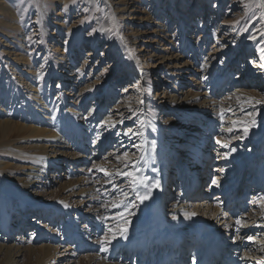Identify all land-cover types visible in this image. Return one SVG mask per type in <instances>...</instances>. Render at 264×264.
I'll list each match as a JSON object with an SVG mask.
<instances>
[{
  "label": "bare ground",
  "instance_id": "obj_1",
  "mask_svg": "<svg viewBox=\"0 0 264 264\" xmlns=\"http://www.w3.org/2000/svg\"><path fill=\"white\" fill-rule=\"evenodd\" d=\"M36 1L37 0H6L5 3L0 0V15L3 13H9L13 16L16 12L19 14L23 13L27 27H30L28 15L35 9L34 2ZM53 1L54 2H51L49 6L53 8L54 11H56V7H62V14L65 15H69L71 11L75 10L78 4L81 5V9L77 10L76 13L83 11L82 7L87 5V3L90 4L89 0H81L79 3L75 0H57V3L56 0ZM100 2H102L105 6L108 4L107 0H99L98 3ZM259 2L260 0H223V2L219 4L217 1L214 2V4H216V9L218 8L219 11L220 9L222 11V9H224L229 3L231 9L229 16L232 15L233 21H241L243 17L240 13L241 10H252ZM14 4H17L18 7L15 8ZM195 12H199V10L194 9L193 14ZM227 12L229 11L227 10L226 13ZM191 14L192 12L188 10L186 15L190 18ZM256 14H258V12ZM110 17L111 26L114 28L115 19L111 13ZM214 18L215 15L213 16V19ZM161 19L162 17L157 18V20ZM105 20L106 18L101 10L97 17H93L91 22L99 21L104 23ZM204 20L205 18L203 13L200 20H197L196 27L202 31L200 39L204 38V41L206 40L207 42V40L209 41L210 38H214L215 36L209 34L208 37L206 31L203 30ZM171 21V17L167 18L165 24L163 23L164 19L163 21H160V23L164 24V27L159 26L161 27L160 34L163 37L168 34L165 31L168 29V25ZM36 24L39 25V21H37ZM10 25L13 27L18 24L11 23ZM178 26H181L180 28L183 27L181 23ZM180 28L178 29V33ZM184 29H186V26ZM191 29L192 26H189L185 31L186 34L187 31H190ZM1 30L6 35V38L12 42V49L10 50V53L13 55L17 65L24 66L26 69V75H20L19 78L16 79V82L12 79L10 74L5 75L4 73H1L3 64L0 63V96L3 98V101L0 102V145H6L15 140L21 139L20 132L25 126L19 124L16 119H19L22 122L33 123L34 126L29 127L30 135L37 141L38 147L40 148H36L34 155L25 158L30 160L32 166H39L41 168L38 170L34 169L31 173L22 175L25 176L22 178L15 177L13 179L5 180V178L0 174V234H5L3 235L4 238H2V241L5 242L6 239H8L7 241H10V234L12 233L10 228H13L15 231H18V228H20V232L24 231L26 222H33L30 217H32V214L34 213L35 215L38 213L37 216H41V219L47 214L46 217L49 218V221L58 217L59 213H62V215L66 213L63 204H46V199L34 197L30 194L35 190L37 196H44L43 194H39L38 190L40 191L42 189L44 181L48 182L47 180L49 175H46V173L48 174L50 166H55L59 170L60 167L62 168L63 164V167L66 165L68 168L81 159L82 156L75 154L70 159L68 157L65 158L64 160L66 162L62 163L61 158L58 157L62 149L61 146L65 147L66 145L73 144L75 147L77 146L78 149L79 146L84 149L88 138L91 141L93 136L94 138L92 141L96 149H93L90 152L94 157L98 154L100 158L103 148L102 144H104V142L102 143L103 137H100V135L96 136L99 132L96 131L94 126H96L95 122L99 121V115L98 113L94 114L93 112L95 111L96 106H99L100 102L106 96H108V98L104 102L106 104L111 103L113 97L115 98L119 86H105L98 92L91 89H95L97 86V84L94 85V83L91 82V79H93V74L97 73L99 70L98 65H100L99 61L92 67L90 66L92 64L88 63V58L94 57L98 50L99 42L96 39L90 42L88 47L90 49L86 53L88 57L84 62L86 66L88 65L91 67L90 70L87 73H85L87 71V67L85 70L83 68L76 70L79 66H77V59L74 58L76 52L72 48L80 43V40H82L83 37L78 34L76 35L77 38L71 37L74 35V31L76 30L75 28L68 29L69 34L67 36L69 38H67L65 44H63L61 48H57L59 55L55 61H52L49 58L44 59L42 56L36 58L34 52L36 46L39 44V39L36 38L37 34L31 33L27 39L23 38L20 42L16 39L23 33L22 27L15 30L14 27L12 29H8L4 26ZM55 31V35H62L64 34L65 29H55L54 32ZM181 34L184 33L181 31L180 35ZM212 40L214 42L212 51L214 50L215 56L213 59L217 60L220 59V53L227 47V43L222 42V40L217 38ZM245 41L247 43L250 42V46H245V44L239 49L232 50L231 54H226V52L222 54L225 59L227 58L230 60V64L240 54L239 61L232 66L229 72L227 70V73L222 76V78H207V76L210 75L209 69L211 64H204L206 66L202 71L204 74L203 78H201L202 82L196 85V87H194L193 83L190 85V87L196 88L195 92L193 93L194 89L192 90V95H189V93L186 92L185 95L187 96L182 99V102L177 106L176 113L172 115L179 116V118L186 117L185 119L194 116L193 113L198 110V107L202 106L199 102L200 96L203 95V86L207 85V87L204 88L207 89V92L212 91L214 88L212 92L214 95L218 89H222L223 87L224 90L226 83L227 86H229L232 82L237 81L235 82L237 84L236 89L228 94L229 96H232V102L230 103L229 108L232 109L235 107L236 109L237 107L236 111L243 112V117H239L240 119L243 118V121L245 117L258 115V118L255 120V125L251 126L248 134L245 135L242 128L245 124H248L247 122L243 123V121H241L230 123V119L228 118H223L225 121L222 122V117L218 115L214 121H210L208 124V126L211 125L210 130L214 133H219L218 131H220V136L225 137H219L220 139L217 140L216 151L213 152V154H215V158H213L215 160V165L210 163L211 165L209 164L208 166L209 173L212 174L211 177H208V175L204 176V172L202 173L204 165L210 162V158H212V153L210 152L212 147L206 148L211 137L204 136L203 131L199 132L200 128H197V134L190 138L191 140H195L196 136L199 134L197 141L200 138H202V140L199 143L200 145L197 146L194 151L190 152L191 154L193 153L192 156L187 155L184 157L192 159L191 164L187 166V168H184L185 164L182 162L183 159L180 160V154L177 155L176 158L170 156L168 160H164L163 157H160L162 156V153L160 152V148L156 145L155 139L162 141L165 138L163 129H167L168 125L172 123L170 118H167V122H165V120L162 121V124L159 123L160 118H156L155 122H153L151 126L145 128L144 126L142 127V134L139 136H137L134 132L131 134H129V132H125L121 135V138H119L117 135L118 133H115L113 136H115L116 141L120 142L122 147H124L123 144H127L128 149H135V151L140 153L143 158L138 159L136 162H133V164L131 161H129V163L127 162L131 166V169L129 168L130 170H127L126 181L131 183V192L129 194H124L126 196L125 199L117 198L113 200L112 209L118 212H124V209L121 210V208L129 210L131 207L129 208L128 205L132 201L137 200L139 201L140 206L137 207L134 212H131V210L127 212L126 210L125 215L137 218L138 221L131 225L130 228H127V231L123 236L112 240L109 244L102 245L100 248L98 247L97 255L95 257L93 256L91 263L96 260L94 264H114V262L110 260V257L113 254L115 257L117 253L121 255L122 258L123 256H127L126 260L130 259L131 255L133 260L136 262L141 258L143 259L141 264L160 263L159 260L162 257L160 252H164L166 254L168 249L164 246L165 242L161 239L162 237H157L158 234L156 231L159 230L162 234H164L166 239H168V236L170 235L174 239L184 241V246L179 247L183 249L182 251L184 253L188 251L191 253L193 251L191 264H193V261H195V264H264V16H260L254 22L253 33L248 34ZM28 51L31 52L30 55H28ZM106 51L107 48H105L104 53ZM104 53L102 55H104ZM107 54L109 53L107 52ZM164 54L167 55V53ZM103 57L104 56L100 58L102 61L104 59ZM248 57L251 59L249 65L244 62V59H247ZM225 59H223V61L226 62ZM113 62L114 63L111 67L112 71L117 65V61ZM223 63L224 62L221 63V67H223ZM256 65H259L261 68L257 73L252 70V67ZM133 67L134 66H130L126 72H129V75L132 77L131 85H138L137 83H139V81L137 80V77L131 73L134 70ZM226 67H228V65ZM19 69L20 68L15 69V74H18V71H20ZM47 69L51 72L52 77L36 89L34 86L35 81L33 79L39 82ZM120 69L121 68L118 70L120 71ZM162 73L164 74V71ZM160 74L161 73L159 72V75ZM231 76L232 78H230ZM4 79L7 81H2ZM58 79L61 81L63 80V82H59V86L56 88L54 84L57 83ZM53 80H55V83H53ZM77 80L79 81V84L84 82L87 83L84 89L80 90L81 99L78 101L79 105H81L82 102H86L88 97L92 98V102H95L99 95L103 92L101 100L93 104L91 112L87 116H84V113L83 115L79 113V111L82 110V107H84V104L81 109H78L79 111H77V109L67 112H65V110H61L67 100L68 94L66 92H62L60 87L68 85L70 81L76 82ZM28 82H33V84H30L32 92L37 91V96H35L33 100H29L28 97L26 98L22 92V88L29 85ZM146 82L148 83V80ZM188 82H190V79ZM156 83L154 85H156ZM131 85L128 86L127 89L125 88L126 90H124L123 93L131 92L136 89L135 86L132 88ZM137 87H140V84ZM156 88V86L147 85L144 89L145 93L149 95L151 101L155 100L156 96L160 97L162 95L164 98L166 97L165 91L159 95L161 90ZM140 90L139 92H141ZM139 92L133 93L138 98L137 100L141 99L143 96V93L141 92V94H139ZM96 93L98 94L97 97L94 96ZM182 94L184 93L182 92ZM57 95L58 98L56 99ZM193 95L195 96L190 99ZM122 97L123 98L120 97L119 100L121 99V104L123 105L121 106L119 104V106L114 107V109H117V111L115 110V115L119 117V121H116L115 123H125L131 120L132 124L134 120L137 119L138 123L144 124L143 115L135 117L136 113L131 112V106L134 104V101L129 100V98L132 96L127 95L124 97L123 95ZM60 102L61 105L58 104ZM211 106L221 107V105L216 103V101H214ZM182 110L183 112H187L185 116H183L184 113L181 112ZM190 110L195 111L191 112ZM166 116H169V114ZM207 117L208 114L206 115L205 112L201 113V116L197 119L196 123L202 122L204 125ZM193 121H195V119ZM207 121L208 120H206V123ZM196 123L191 124L192 129H196L193 127L196 126ZM133 124L135 125V123ZM216 130L218 131L216 132ZM231 136H236L235 139L238 141L233 144V147L235 146L234 151L227 154L222 153L228 148L222 147V145L227 144L229 146V141L227 140L228 142H226L225 139ZM191 140L185 141V143H193ZM131 142H133L132 144L135 145V148L129 146ZM153 142L155 143V147H153ZM141 143H143V145H140ZM181 145L183 146V143H181ZM251 145L254 146V148H258V146L261 145L260 148H263V151L261 150L259 152V157L254 160L252 158L255 156V153L254 155L252 154L246 156L243 152L244 146L248 147ZM194 146H196V144H194ZM49 147H55V154L51 156V159L47 158L49 155ZM57 148L59 149L56 150ZM174 148L175 146L172 148L169 147V150ZM186 150V148L182 149L181 147L176 149L177 152L183 151V155L186 154ZM260 158H263L261 159L263 160L261 164L256 162L257 159ZM176 161L180 162L176 163ZM107 163L108 162L106 161L98 162V164L105 166ZM180 163H182V166H180ZM169 165L173 166L172 169L175 172H165V167H168ZM231 166L236 168V171H233ZM245 169H250L249 171L253 172L255 177L251 178L249 180L251 182H248L247 185L248 187L254 186V190L252 189L253 191L251 192L253 194L251 198L247 195V187L244 193V190L240 188V184L242 183L245 174ZM188 170H190L192 176H190V174H186ZM238 172L239 174L237 175ZM129 173H132L137 178H143L147 186L134 182L132 177L128 175ZM250 176L251 173L249 174V178ZM207 179H209V182L208 184H205ZM229 179L233 180L228 181ZM157 181L159 182L158 184ZM177 181H179L181 185L179 192L176 191L178 194L176 195L175 193L176 196H171V194L168 193L165 195L166 203L163 204L162 198L164 196V190L168 187L169 183H171L170 189L174 188V186H177L178 189ZM213 181H216V183H213ZM106 182L107 181L103 184L105 187L106 184H108V182ZM186 186L187 190L185 191L184 187ZM202 187H205L207 190V196L200 193ZM134 188L135 191L133 190ZM218 188H220L217 192L218 197L216 198V201L218 202L216 204H210L209 201L212 200L214 197L213 193ZM255 189H258V191ZM83 191L84 189L82 192ZM145 196L147 198L141 200V197ZM250 199H252L250 202H256V205L254 204V208H256L257 211L253 209L251 205L247 207ZM176 200H180L179 203H183L184 207H192V209L189 208L186 210L179 208V203H176ZM231 202L234 203V206L233 208L231 207L229 212H226L225 209ZM49 205L53 206L51 211ZM131 205L133 204L131 203ZM90 207L93 208L92 205H90ZM247 208L255 210V214L250 217ZM83 214L84 211H81V214L78 213L75 221L76 223L82 219ZM93 215V213L90 214V216ZM28 217L30 220H28ZM122 218L123 217L119 218V220ZM25 219L27 221H25L24 225L23 220ZM98 219V223H96L94 230L99 232L100 228L103 227V224L102 219L100 220V217ZM237 220L241 221V223L236 224ZM14 221L16 222L13 223ZM121 222H125V220H122ZM86 223L88 225V231L84 237L86 242L79 246L80 249L96 245L95 242L90 239V236L95 234L94 230L91 228L92 226H89L91 225V222L87 220ZM141 231H143V236ZM82 237L83 236H80L77 233H72V235H70V238L77 241V243H80V238ZM173 245H171V247ZM26 247L27 248H24V246H22L19 251H25L23 256L29 255L30 257L36 253V264H55L56 261L63 258L61 257L56 259L61 256L59 251L60 247L58 246H49L44 250V253L41 252V254H38L35 251L34 246L31 244H28ZM1 249L2 248H0V250ZM99 252L102 254L99 255ZM176 252L178 251L176 250ZM180 252L181 250H179V254ZM154 254H157L159 258L154 256ZM14 255L15 254H12V252L9 251V248L4 249L1 255L3 259L0 264H16ZM167 259L169 264H173L172 258ZM144 260L147 261L144 262ZM65 262L67 264L68 261ZM65 262L63 260L61 264H65ZM59 263L60 262L57 264Z\"/></svg>",
  "mask_w": 264,
  "mask_h": 264
},
{
  "label": "rangeland",
  "instance_id": "obj_2",
  "mask_svg": "<svg viewBox=\"0 0 264 264\" xmlns=\"http://www.w3.org/2000/svg\"><path fill=\"white\" fill-rule=\"evenodd\" d=\"M2 1L6 3V0ZM58 1L56 0V3ZM75 1L79 3L81 0ZM212 1L107 0L108 4L107 6H105L102 2L98 3L99 0L98 2L97 0H89L90 4L87 3V5L83 6V11H79L78 13H76L77 10L81 9V5L78 4L75 10L71 11L69 15H65L62 14V7H56V12L49 6L51 2H54L53 0H37L36 2H34L35 9L32 10L28 15L30 27H27L25 23V16L23 15V13L19 14L16 12L13 16L9 13H3L0 15V63L3 64V68L1 70L2 74H10L12 76V79H14L15 81L17 78H19L20 75H26V69L24 68V66L17 65L15 59L13 58V55L10 53V50L12 49V42H10L6 38V35L2 32V27L5 26L8 29H12L14 27L15 30L22 27L23 33L16 39L20 42L23 38L27 39L29 35H31V33L37 34L36 38L39 39V44L36 46L34 52L36 58L42 56L44 59L49 58L52 61H55L57 56L59 55L57 52V48H61L63 44H65L67 38H69L67 36L69 34L68 29L75 28L76 30L74 31V35L71 37L77 38V34L83 37L82 40H80V43H78L79 45L77 44L72 48L76 52L74 58L77 59V66H79V68L76 70H79L80 68H83L85 70L87 67V71L85 72L87 73L90 68L94 64H97V62L99 61V70L97 71V73L93 74L94 80L91 79V82L94 83V85L97 84V86L95 87V89H91L98 92L105 86H119L115 98L113 97L112 99V102L106 104L104 102L108 98V96H106L100 102L99 106H96L95 111L93 112L94 114L98 113L99 115V121H96V126H94V128H96V131L99 132L96 134V136L100 135V137H103L102 143L104 142V144H102L103 148L100 158L98 154L96 155V157H94L90 152L91 150L96 149L92 141L94 138L93 136L91 141L88 138L84 149L81 146H79L78 149V147H75L73 144L66 145L65 147L61 146L62 149L58 157L61 158L62 163L66 162L64 160L65 158L68 157L70 159L75 154L82 156L81 159L68 168L66 167V165L63 167V164L62 168L60 167L59 170L55 166H50L48 174L46 173V175H49L47 180L48 182L44 181V186L40 191L38 190L39 194H43L44 196H37L35 190L30 194L34 197L46 199V204H63L66 213L64 215H62V213H59L58 217L51 221H49V218L46 217L47 214L41 219V216H37L38 213L36 215L34 213L32 214V217H30L33 222H26L25 225V221L27 220H23L25 225L24 231L20 232V228H18V231L10 228V231H12V233L10 234V241H7L8 239H6V241L3 242L2 238H4L3 235L5 234L1 233L0 248L2 249L0 250V262L3 259L1 255L4 249L9 248V251L12 252V254H15L14 257L16 264H36V253L35 255L30 257L29 255L23 256V253L25 251H19L22 246H24V248H27L26 246L28 244H31L32 246H34L35 251L38 254H41V252L44 253V250L49 246L60 247L59 251L61 253V256L57 257L56 259H59L61 257L63 258L59 261H56L55 264H57L58 262H60L59 264H61L63 260L64 262L68 261L67 264H94L96 260L91 263V259L93 258V256L95 257L97 255L98 247L100 248L102 245L109 244L112 240L121 237L120 230L122 228H130L131 225L138 221L137 218H132V216L130 215H125L126 210L127 212L129 210H131V212H134V210L140 206L139 201L137 200L131 202L133 205H131V203L128 205L129 208L131 207L129 210L121 208V210L124 209V212H118L112 209L113 200L117 198L125 199L126 196L124 194H129L131 192V183L126 181L127 170L131 169V166L128 164L129 161H131V163L133 164V162H136L138 159L143 158L140 153H137L135 151V149H128L127 144H123L124 147H122L120 145V142L116 141L115 136H113L115 135V133H118L117 135L119 138H121V135H123L125 132H129V134L134 132L137 136H139L140 134H142V127L144 126L145 128L151 126V124L155 122L156 118H160V124H162V121L164 120L165 122H167V118H170V121H172V123L168 125L167 129H163L165 138L162 141L155 139L156 145L160 148V152L162 153V156L160 157H163L164 160H168L170 156L176 158L177 155L180 154L179 158L180 160L183 159L182 162L185 164L184 168H187V166L191 164L192 159L184 157L187 155L192 156L193 153L191 154L190 152L194 151L196 147L200 145L199 143L202 140V138H200L197 141V139L199 138V134L198 136H196L195 140H191L190 138L196 135L197 128H200L199 132L203 131L204 136L211 137L206 148L212 147L210 151L212 153V158H210V162L204 165L202 171V173L204 172V176L208 175V177H211L212 174L209 173L208 166L210 163L212 165H215V160L213 159L215 158V154H213V152L216 151L217 140H219L221 137H225L220 136L221 133L218 130H216V132L218 131L219 133L212 132V130H210L211 125L208 126V124L210 123V121H214L217 118V115L222 117V122H224V119L226 118L230 119V123L243 121V118H239L243 117V112L236 111L237 107L236 109L235 107H233L232 109L229 108L230 103L232 102V96H229L228 94L236 89L237 84L235 82L237 81L232 82L229 86H227L226 83L224 86V90L222 87V89H218V91L214 93V95L212 93L214 88L212 89V91L207 92V89H204L207 87V85L203 86V95L200 96L199 102L200 104H202V106L198 107V110L193 113L194 116L185 119L186 117L179 118V116L172 114L176 113L177 106L182 102V99L187 96L185 95V93L188 92L189 95H192V90L194 89V93L196 89L194 87L202 82L201 78H203L204 75L202 71L204 70L206 65L211 64V67L209 69L210 75H208L207 78H222V76L227 73V70L228 72L230 71L232 66L237 61H239L240 54L237 56V58L234 59L231 64L229 63L230 60L227 58L225 59L222 54L224 52H226V54H231L232 50L239 49L242 47V45L245 44V46H250V42L247 43L245 39L248 34L253 33L254 22L260 16H264V8L255 6L254 9L249 11L241 10L240 13L243 16L242 20L233 21L232 15L229 16L231 12L229 3L224 9H222V11L221 9L219 11L218 8H215L216 4H214V2L217 1L219 4L223 2V0ZM260 2H264V0H260ZM14 6L15 8L18 7L17 4H14ZM194 9H198L199 12H195L193 14ZM101 10L106 18L105 22H91L93 17H97ZM188 10L192 12V14L190 15L191 19L186 15L188 13ZM227 10L229 12L226 13ZM257 12L258 14H256ZM110 13L114 16L115 19L114 28L111 26ZM203 13L205 18V20L203 21V30L206 31L208 37L209 34H211L215 36L214 38L227 43V47L220 53V59H213L215 56L214 50L212 51L214 47V42L212 39L214 38H210L211 40L209 39V41L207 40V42L206 40L204 41V38L200 39L202 31L197 29L196 23L197 20H200ZM214 15L215 18L213 19ZM161 17L162 21L164 19V24L168 17L172 18V21L168 25V29L164 28L166 29L165 32L168 33L165 37L160 34L161 27H164V24L160 23L161 20H157V18ZM37 21H39V25L36 24ZM11 23H16L18 25L12 27L10 25ZM180 23L183 25L182 28H180L181 26H178ZM177 26L178 29L180 28V30L184 34L180 35V30L178 33ZM185 26L186 29H184ZM189 26H192V29L190 31H187L186 34L185 31ZM63 28L65 29L64 34L55 35V29ZM94 39L99 42V47L94 57L88 58V63L92 64L90 65V67L88 65L86 66L84 62L88 57L86 53L90 49L88 48L90 42H92ZM105 48H107V51L104 53ZM78 50L80 53L78 52ZM107 52L109 54H107ZM77 53L80 55H78ZM103 53L104 55H102ZM164 53H167V55ZM30 54L31 52L28 51V55ZM102 56H104L103 61L102 59H100ZM223 59H225L226 62L223 61ZM113 61H117V65L112 71L111 67L114 63ZM222 62L225 63H223V67H221ZM244 62L249 65L251 62L250 57L244 59ZM227 65L229 68L226 67ZM130 66H134V70L131 73L132 75H135L137 77V80L139 81V83L137 84H140V87H137L138 85H131L132 77L129 75V72H126V70L130 68ZM13 68H20L18 74H15L16 72ZM119 68H121L120 71L118 70ZM49 69L44 72L39 82L33 79L35 81L34 86L36 87V89H38L39 86H42L45 81L47 82V80H50V78L52 77ZM259 69H261L259 65L252 67V70H254L256 73ZM222 70L224 71V73ZM163 71L164 74L162 73ZM159 72L161 73L160 75ZM230 78H232V76ZM189 79L190 82H188ZM147 80L148 83L146 82ZM2 81L6 82L7 80L4 79ZM59 82H63V80L61 81L58 79L57 83L54 84L56 88L59 86ZM31 83L33 84V82H28L29 85L22 88L23 95L26 98L28 97L29 100H33L35 96H37V91L32 92V89L30 87ZM53 83H55V80H53ZM155 83L156 85H154ZM192 83L194 84V87H190ZM86 85L87 83L85 82L79 84V81L77 80L76 82L70 81L68 85H63L60 87V90H62V92H66L68 94L67 100L61 108L62 111L65 110V112H67L73 109H77V111H79L78 109H81L82 105L84 104V107H82V110L79 111V113L82 115L84 113V116L89 115V113L91 112V107L93 106V104L101 100L103 92L99 95L95 102H92V98L88 97L86 102H82V104L79 105L78 101L81 99L80 90L84 89ZM130 85L132 86V88L135 86L136 89L131 92L123 93V91L126 90ZM147 85H152L159 88L161 90V92H159V95L165 91L166 97L164 98L162 95L160 97L156 96L155 100L151 101L149 95H147L144 90ZM139 90L143 93V96L141 99L137 100L138 98L133 93H138ZM141 92H139V94H141ZM182 92L184 94H182ZM97 95L98 94L96 93L94 96L97 97ZM123 95L124 97L127 95L132 96L129 98V100L134 101V104H132L131 106V112L136 113L135 117H140L141 115H143L144 124L138 123L137 119H135L133 122L135 123V125L133 123L131 124V120L125 123H115L116 121H119V117L115 115V110L117 111V109H114V107L119 106V104L121 106L123 105L121 104V99L119 100L120 97L123 98ZM194 96L195 95L190 97V99ZM57 98L58 95L56 96V99ZM2 99V96H0V102L3 101ZM214 101L220 104L221 107H212L211 105ZM58 104L61 105V102ZM190 111L193 112L195 110ZM181 112H183V110ZM204 112L206 115L208 114V117L205 119L204 125L202 122L196 123L197 119L201 116V113ZM183 113V116L187 114V112ZM167 114H169V116H166ZM257 118L258 115L245 117L243 123H249L251 120H256ZM194 119L195 121H193ZM16 120L19 124L25 126L24 129L20 132L21 139L15 140L6 145H0V174L5 178V180L13 179L15 177L22 178L25 177L22 175L29 174L34 169H41L39 166H32L30 160L25 158L34 155L36 148H40L38 147L37 141L30 135L29 127H33L34 124L29 122H22L19 119ZM206 120H208L207 123ZM192 123H196V126H193L196 129L191 128ZM235 138L236 136H231L225 139L226 142L229 141V146L222 153H231L232 149H235V146L233 147V144L238 142ZM188 140L193 141V143H185V141ZM132 143L133 142H131L129 146L135 148V145ZM181 143H183V146L181 145ZM194 144H196V146H194ZM140 145H143V143H141ZM173 146H175V148L169 150V147L172 148ZM180 147L182 149H187L185 155H183V151H176V149ZM260 147L261 145L258 146V148H254V146L252 145L248 147L244 146L243 152L246 154V156L252 154L254 155L255 153V156L252 158L254 160L255 158L259 157V152L261 150L263 151V148L261 149ZM54 149L55 147H49V155L47 157L48 159H51V156L55 154ZM58 149L59 148H57L56 150ZM261 159L263 158L257 159L256 162H259L261 164L263 162V160ZM102 161L108 162L107 165L105 166L98 164V162ZM179 162L180 161H176V163ZM180 166H182V163H180ZM172 167V165H169L168 167L166 166L164 169L165 172L166 170L167 172H175L173 171ZM231 168L233 171H236V168H233L232 166ZM249 170L250 169H245V174L242 183L240 184V188L244 190L243 193L248 188L247 195L251 198L253 196L251 192L254 190V186L248 187L247 185L248 182H251L249 180L255 177L253 175L254 173ZM250 173L251 176L249 178ZM186 174H190V176H192L190 170H188ZM238 174L239 172L237 173V175ZM231 180L233 179H229L228 181ZM105 181L108 182V184H106V187L105 185H103ZM208 182L209 179L205 181V184H208ZM83 189L84 191L82 192ZM219 189L220 188L214 191V197L209 201L210 204H216L218 202L216 201V198L218 197L217 192L219 191ZM255 190L258 191V189ZM200 193L205 194V196L208 195L205 187L201 188ZM177 194L178 193H176V195ZM176 195L173 194L172 196ZM251 200L252 199L248 201L251 204L248 203L247 207L251 205L253 209L257 211V209L254 208V204L256 205V202L252 203L250 202ZM179 202L180 200H176V203ZM233 204V202L229 203L225 211L229 212L231 207L233 208ZM90 205H92L94 209L91 208ZM178 206L179 208H183L186 210H188L189 208L192 209V207H184L183 203H179ZM49 207L51 211V209H53V206L49 205ZM253 209L247 208L250 217L255 214V210ZM81 211H84L82 219L78 223H76L75 221L78 213L81 214ZM91 213H93L94 215L90 216ZM99 217L100 220L102 219L103 227H101L100 231L98 232L94 229L96 227V223H98L97 220H99ZM121 217L123 218L119 220V218ZM30 218L28 220H30ZM87 220L91 222V225L89 226H92L91 228L95 232V234H92L90 236V239L95 242L96 245L90 247L87 246L86 248L80 249L79 246L86 242L84 237L88 231V225L86 223ZM122 220L127 221V224H125V222H121ZM15 222L16 221H14L13 223ZM156 232L157 234L160 233L159 230ZM72 233H77L78 235L83 236L82 238H80V243H77V241H74L70 238V235H72ZM141 233L143 236V231H141ZM113 236H115V238H113ZM159 237H162L161 239L165 243L168 241L169 245H173V241L178 240L172 238L170 235L168 236L169 238L166 239L164 237V234H161ZM178 241H180V246H184V241ZM169 245L165 244L164 246L168 248ZM192 252H186L189 254H187V260L191 257L186 264H191L193 258ZM101 254L102 253L99 252V255ZM154 256L158 258L157 254H154ZM113 257L114 254L110 257V260H112L114 264H141L143 261V259L141 258L137 262L134 261L132 255L130 259L126 260L127 256H123L122 258V256L118 253L114 258ZM146 261L147 260H144V262Z\"/></svg>",
  "mask_w": 264,
  "mask_h": 264
},
{
  "label": "snow or ice",
  "instance_id": "obj_3",
  "mask_svg": "<svg viewBox=\"0 0 264 264\" xmlns=\"http://www.w3.org/2000/svg\"><path fill=\"white\" fill-rule=\"evenodd\" d=\"M256 6L257 7L264 8V2H259V3L256 4ZM250 115H253V114H250ZM254 125H255V120L254 119L251 120L248 124H245L244 127L242 128V131L244 132V134L247 135L248 134V131H249V128L251 126H254ZM153 147H155V143L154 142H153ZM222 147H225L226 148V147H228V145L227 144H224V145H222ZM232 151H234V149H232ZM125 155H127V154H125ZM128 175L132 177V179H133L134 182H138L140 184H144L145 186H147L145 184V180L143 178H137L132 173H129ZM158 183L159 182L157 181V184ZM213 183H216V181H213ZM133 190L135 191V188ZM146 198H147L146 196L145 197H141V200L146 199ZM240 223H241V221H239V220L236 221V224H240ZM125 224H127V221H125ZM126 231H127V228L126 227L122 228L120 230V235L123 236L126 233ZM113 238H115V236H113ZM104 250H107V249H104ZM193 264H195V261H193Z\"/></svg>",
  "mask_w": 264,
  "mask_h": 264
}]
</instances>
